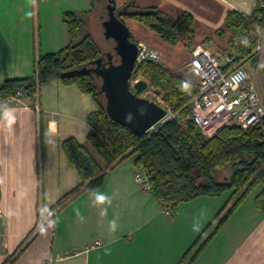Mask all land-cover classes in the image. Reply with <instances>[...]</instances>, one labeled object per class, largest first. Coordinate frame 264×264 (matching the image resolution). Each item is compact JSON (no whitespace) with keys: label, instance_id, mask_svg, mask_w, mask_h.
Returning <instances> with one entry per match:
<instances>
[{"label":"crops","instance_id":"obj_1","mask_svg":"<svg viewBox=\"0 0 264 264\" xmlns=\"http://www.w3.org/2000/svg\"><path fill=\"white\" fill-rule=\"evenodd\" d=\"M128 1L115 0L116 8ZM133 1L170 16L190 12L192 46L203 44L217 54L227 51L229 32L216 33L224 28L227 12L251 15L258 2ZM91 8L92 0H0V82L32 75L39 53L70 43L64 12ZM123 21L132 40L161 53L164 66L180 71L187 65L191 55L183 41L169 43L132 18ZM96 109L91 94L57 77L42 81L35 95L0 109V264H42L49 255L55 264H264V211L255 201L259 190L234 206L193 260L199 245L189 252L193 243L208 226L204 236L214 229L241 191L199 195L172 212L136 181L132 156L110 168L100 186L81 189L58 204L81 183L62 144L73 138L88 145V116ZM41 215L45 223L37 230Z\"/></svg>","mask_w":264,"mask_h":264},{"label":"trees","instance_id":"obj_2","mask_svg":"<svg viewBox=\"0 0 264 264\" xmlns=\"http://www.w3.org/2000/svg\"><path fill=\"white\" fill-rule=\"evenodd\" d=\"M95 7L96 2L92 0V8L84 13L64 12L63 18L71 35L70 43L55 52L39 53L33 74L4 79L0 82V92L22 90L23 95H35L42 81L57 77L65 84H76L95 99L97 109L88 116V145L73 138L66 139L62 144L69 161L80 174L81 183L58 204L81 189L100 186L110 168L132 156L135 167L144 169L149 176V192L172 212H176L182 202L199 195H218L228 189L241 191L214 229L204 236L208 226L193 243L189 252L199 244L190 258L193 260L234 206L258 184H261V189L255 201L264 211V117L247 129L230 124L214 136L206 137L189 117L190 100L196 93L194 81L164 64L143 61L136 64L132 75L145 79L166 104L180 112L181 117L170 119L142 135L116 122L108 115L102 102L100 79L88 70H77L93 66L92 61L102 54L95 36L88 30L87 18ZM120 9L124 11L120 16L122 20L123 17L132 18L169 43L174 44L180 39L191 43L194 39L193 16L188 11L170 16L156 6L136 7L133 0ZM263 13L264 8L258 5L251 15L230 9L225 16L224 28L216 31L218 36L229 32L226 49L237 51L242 56L251 54V60L256 62L258 54L253 53L258 38L255 28L263 23V18H259V14ZM227 164L232 166L230 178L216 180L215 170ZM20 250L14 252L12 259Z\"/></svg>","mask_w":264,"mask_h":264},{"label":"built area","instance_id":"obj_3","mask_svg":"<svg viewBox=\"0 0 264 264\" xmlns=\"http://www.w3.org/2000/svg\"><path fill=\"white\" fill-rule=\"evenodd\" d=\"M257 5L264 8V0H258ZM259 18H263V23L255 28L258 38L253 53L258 54L256 67L264 83V13L259 14ZM136 44V64L143 61L164 64L161 53L157 49L144 41H137ZM190 55L187 66L197 81H194L196 93L190 100L189 117L193 119L204 136L212 137L230 124L247 129L263 119L264 98L258 84L252 78L248 63L251 60V54L242 56L232 50L217 54L203 44H196L190 49ZM137 80L139 79L133 83ZM141 95L154 100L166 111V114L151 129L170 119L181 117L180 112L174 111L170 105L166 104L149 83ZM22 96V90H17L15 93L0 92V109ZM134 174L136 181L143 189L150 191V180L145 170L135 168ZM97 244L100 242L97 241ZM55 261L56 258L49 255L42 259V264H55Z\"/></svg>","mask_w":264,"mask_h":264},{"label":"water","instance_id":"obj_4","mask_svg":"<svg viewBox=\"0 0 264 264\" xmlns=\"http://www.w3.org/2000/svg\"><path fill=\"white\" fill-rule=\"evenodd\" d=\"M122 13L124 11L116 8L115 0L107 1L106 17L102 22L105 36L114 41L113 51H107L94 59L93 66L77 70L93 72L100 79V92L108 115L142 135L151 130L166 111L154 100L141 95L148 87L145 79H139L131 85L130 79L136 66L137 44L132 40L128 26L120 18ZM115 56L117 61L114 60Z\"/></svg>","mask_w":264,"mask_h":264},{"label":"rangeland","instance_id":"obj_5","mask_svg":"<svg viewBox=\"0 0 264 264\" xmlns=\"http://www.w3.org/2000/svg\"><path fill=\"white\" fill-rule=\"evenodd\" d=\"M107 1L108 0H95V2H96L95 10L87 18L88 27H89L88 30L90 32H92L93 35L95 36V38L97 40V43H98V45L101 48L102 54L107 52V51H113V45H114L113 40L112 39H108L105 36L104 26H103V22H102L104 20L105 16H106V4H107ZM181 41H183L184 44L186 46H188L189 49H191L193 47L192 44H191L192 42L188 43L184 39H180V42ZM249 62H250V70H251V73H252V78L258 84L260 93H261L262 97L264 98V83L261 81V78L259 76V73H258V70H257V67H256V64H257L256 62L257 61L255 62L253 60H250ZM180 72L184 76L192 79L193 81H197V78L189 71L187 65L184 68H182L180 70ZM136 79H143V78L132 75L131 79H130L131 85H133V82ZM99 81H98V83H100ZM102 102L104 103V97H103ZM231 174H232V166H231V164H227L224 167L217 168L215 170V172H214V177L218 181H224L226 179H229ZM260 188H261V184H258L255 188L250 190L251 193H249V194L250 195H252V194L255 195L253 192L260 190ZM44 219H45V217L43 215H41L40 220L38 221V224L36 226V229L37 228L39 229L40 227H42L44 225V223H45ZM180 264H183V261Z\"/></svg>","mask_w":264,"mask_h":264},{"label":"flooded vegetation","instance_id":"obj_6","mask_svg":"<svg viewBox=\"0 0 264 264\" xmlns=\"http://www.w3.org/2000/svg\"><path fill=\"white\" fill-rule=\"evenodd\" d=\"M113 42H114V41H113ZM117 59H118V58L115 56V59H114V60L117 61ZM105 60H106V57L104 58V61H105Z\"/></svg>","mask_w":264,"mask_h":264},{"label":"clouds","instance_id":"obj_7","mask_svg":"<svg viewBox=\"0 0 264 264\" xmlns=\"http://www.w3.org/2000/svg\"><path fill=\"white\" fill-rule=\"evenodd\" d=\"M101 200L103 199V197L100 198ZM198 230V229H197Z\"/></svg>","mask_w":264,"mask_h":264}]
</instances>
